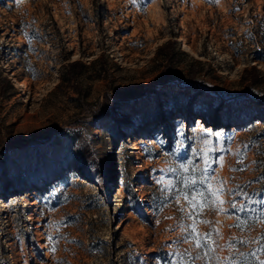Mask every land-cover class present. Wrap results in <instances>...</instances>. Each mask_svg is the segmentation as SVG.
<instances>
[{
    "label": "rangeland",
    "instance_id": "obj_1",
    "mask_svg": "<svg viewBox=\"0 0 264 264\" xmlns=\"http://www.w3.org/2000/svg\"><path fill=\"white\" fill-rule=\"evenodd\" d=\"M0 74V264H222L257 248L264 0H0ZM180 162L223 182L227 211L168 187ZM193 224L215 230L206 257L184 239Z\"/></svg>",
    "mask_w": 264,
    "mask_h": 264
},
{
    "label": "snow or ice",
    "instance_id": "obj_2",
    "mask_svg": "<svg viewBox=\"0 0 264 264\" xmlns=\"http://www.w3.org/2000/svg\"><path fill=\"white\" fill-rule=\"evenodd\" d=\"M244 147L246 148L247 146ZM205 164L206 167L203 170V173H207V167H208L207 162H205ZM169 171L186 174L181 176L180 185H173L170 182L168 187L178 188L182 192L185 202L189 204L193 210L202 207H210L213 208V210H217V211H227L226 209L216 207V205L218 204L222 205L226 202L224 200L216 199V197H218V195L223 191V182H221L220 187L214 188L212 186V177L210 175L204 174L202 178L195 177V173L199 170L191 166V162L189 163L180 162L177 168L169 169ZM187 174H191V175H187ZM229 192L231 195L235 197L243 198V203L239 206L238 209L235 201L230 202L231 208L233 210L244 212L246 211L244 204L253 203V201L249 197V194L244 192L241 186H237V189L229 190ZM177 203L179 204V198L177 199ZM183 210H184L183 207H181L180 211ZM196 215H199V213L197 212ZM188 217L193 218V213L189 212ZM257 219L260 221H264V212H262L258 218H253L252 223H255ZM202 222L210 223L209 221H202ZM232 226L243 228L245 226H248V220L247 218L238 217V222L234 225H230V227ZM188 228L193 229V231L187 233V235L184 237L185 240L191 239L194 242V246L197 249L206 250L204 251L205 257L208 256L209 252L214 251V249L209 246L208 240L213 235V232L215 230L200 235L195 232L194 224L186 226L185 231H187ZM254 242L257 244V248L255 250L250 251L248 253L237 252L232 256L224 258L222 264H264V260L256 259L257 255H264V232H261ZM247 243H249V241L246 239L238 240L236 238H230V240L228 241L229 246L233 244L244 245ZM178 255L188 256V257L191 256V254L187 253V251H185V253ZM237 256L240 258L239 260L236 259ZM245 257H248L249 259H245ZM200 258H201L200 255L197 254V256L192 259H200ZM175 264H185V261L179 260L175 262Z\"/></svg>",
    "mask_w": 264,
    "mask_h": 264
},
{
    "label": "trees",
    "instance_id": "obj_3",
    "mask_svg": "<svg viewBox=\"0 0 264 264\" xmlns=\"http://www.w3.org/2000/svg\"><path fill=\"white\" fill-rule=\"evenodd\" d=\"M164 43H167V42H164ZM83 65H84V61L81 58H73V59L68 60L67 61V66H66V69H65L67 76H69V77L72 76L73 73H75L76 70H78V67L83 66ZM192 73L193 72L191 71L190 75H193ZM63 76H65V75H63ZM255 77H256L255 76V72H252L251 73V76L249 77V80L250 81H253ZM8 82H9V80L6 77V75L0 74V91L3 88V85L5 83H8ZM212 108L214 109V107H212ZM212 108L209 107V109H212ZM119 119L122 120V121H124V119H122V117H119ZM81 154L83 156H86L87 155V153H86V151H85L84 148L81 150ZM2 182H3L4 187L6 189H8L7 188L8 182H7V179L5 177L3 178Z\"/></svg>",
    "mask_w": 264,
    "mask_h": 264
}]
</instances>
